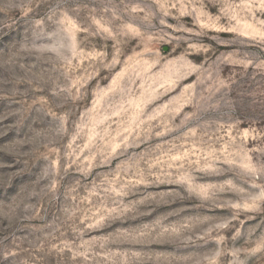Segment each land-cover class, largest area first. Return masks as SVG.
I'll return each instance as SVG.
<instances>
[{
    "label": "rangeland",
    "instance_id": "374dc122",
    "mask_svg": "<svg viewBox=\"0 0 264 264\" xmlns=\"http://www.w3.org/2000/svg\"><path fill=\"white\" fill-rule=\"evenodd\" d=\"M0 264H264V0H0Z\"/></svg>",
    "mask_w": 264,
    "mask_h": 264
}]
</instances>
